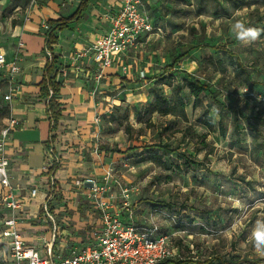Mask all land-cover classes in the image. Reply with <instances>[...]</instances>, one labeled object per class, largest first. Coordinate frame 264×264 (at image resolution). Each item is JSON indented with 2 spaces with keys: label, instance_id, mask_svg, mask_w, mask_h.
<instances>
[{
  "label": "rangeland",
  "instance_id": "rangeland-1",
  "mask_svg": "<svg viewBox=\"0 0 264 264\" xmlns=\"http://www.w3.org/2000/svg\"><path fill=\"white\" fill-rule=\"evenodd\" d=\"M49 1L0 0V49L16 44L12 39L15 25L28 22L37 3L47 5ZM148 1L146 13L160 32L148 36V42L123 58L122 67H116L120 89L111 90L109 85L103 98L94 88L88 93L93 101L90 120L75 117L76 125L88 126L81 133L88 143L83 150L91 163L88 169L95 170L94 178L110 176L115 205L122 203L123 188L130 192L132 221H154L178 249L174 260L190 259L189 264H195L217 255L224 259L259 258L264 263L255 243L256 233L264 232V150L254 151L264 141V0ZM75 2L63 0L60 12L67 13ZM101 18L106 20V14ZM237 21L259 30L260 36L251 42L237 39L233 31ZM221 44L259 86L250 88L236 76L227 55L212 49ZM43 46L39 38L38 52ZM184 53L171 71L172 79L166 73L165 80L158 81L173 59ZM188 77L206 84L222 105L217 108L202 94L193 108L187 91L180 93L188 126L195 134L206 135V147L191 134L183 136L186 124L181 120L143 115V107L152 98L150 89L171 97ZM204 111L212 118L213 133L198 122ZM219 119L225 128L224 138L217 131ZM164 143L170 154L155 150L162 157L161 165L140 162L141 157H147L141 156L144 146ZM128 149V154H122ZM73 189L72 193H77ZM65 194L71 197V193Z\"/></svg>",
  "mask_w": 264,
  "mask_h": 264
},
{
  "label": "crops",
  "instance_id": "crops-1",
  "mask_svg": "<svg viewBox=\"0 0 264 264\" xmlns=\"http://www.w3.org/2000/svg\"><path fill=\"white\" fill-rule=\"evenodd\" d=\"M62 2L63 0H50L47 5L37 3L31 11V19L24 24L15 25L12 39L17 43L0 49L9 58L16 45L23 43L20 50L21 85L13 93L10 102L3 101V96L8 93V86L6 82L0 81V106L5 107V112L0 115V127L9 117L21 124L11 132L5 150L10 161L11 184L21 200V211L16 216L17 229L29 247L42 251L44 243H51V253L55 260L66 255L67 248L86 244L90 231L98 220L84 195L85 190L74 186L75 180L96 174L95 170L88 169L91 163L83 155L88 143H85L81 133L86 132L87 123L79 127L75 124V117H82L83 122L90 120V104L93 101H90L88 93L94 88L102 96L106 95L109 85L111 90L119 88L117 85L121 82L120 77H117L116 67H122L121 63L129 52H135L128 51L120 55L112 68L103 70V78L98 83L94 82L95 68L89 60L83 61L80 71L74 70L69 60L71 55L89 46L108 31L110 17L117 12L121 0H91L79 22H71L66 29L54 32L57 42L49 47L44 25L49 20L71 16L80 0H76L67 13L60 12ZM91 3L95 5L92 7ZM148 4L149 1L144 0L145 13ZM105 14L106 20L101 18ZM143 37L145 41L140 42L139 46L150 40L147 34L142 35ZM39 38L44 43L41 52L36 49ZM47 52L51 54V58L46 56ZM46 66L50 67L47 74L50 84L60 85L56 101L62 111L54 127L47 114L48 98L40 97L38 87L45 75ZM63 67L67 70V77L53 83L54 74ZM49 151L58 160L51 166L47 164ZM32 188L39 192L35 198L28 196ZM72 189L77 193H72ZM65 193H71V197ZM43 194L47 195L46 202L52 221L44 214ZM80 200L83 207H80ZM54 227L57 228L56 231ZM5 257L7 261H11L10 257Z\"/></svg>",
  "mask_w": 264,
  "mask_h": 264
},
{
  "label": "built area",
  "instance_id": "built-area-1",
  "mask_svg": "<svg viewBox=\"0 0 264 264\" xmlns=\"http://www.w3.org/2000/svg\"><path fill=\"white\" fill-rule=\"evenodd\" d=\"M36 2L31 0V4ZM143 4L144 0H121L117 12L110 17L108 31L71 55L72 68L80 71L83 61L89 60L95 68L94 82L98 83L103 78L104 69L112 68L123 53L138 48L142 35L160 32L144 12ZM43 29L48 30V26L44 25ZM22 47L19 42L9 58L0 52V81L8 86V93L3 96L4 102H10L21 85ZM46 56L51 58L49 52ZM66 77L67 70L63 67L54 74L53 83ZM48 94L49 97L52 95L51 89ZM20 126L18 120L9 117L0 127V264H161L178 256V249L168 236L158 231L154 221L148 224L132 221L128 200L130 192L126 188L121 190V205H115L109 187L110 176L107 174L101 179L85 177L74 182L75 187L85 190L84 195L98 219L86 244L67 248L66 255L57 257V260L53 259L51 243H44L42 251L27 246L17 229L16 216L21 211V200L11 184L10 161L5 151L11 132ZM47 157L49 166L58 162L50 151ZM38 193L37 189L32 188L28 196L35 198ZM43 197L44 214L52 221L47 195L43 194ZM54 230L57 228L54 227ZM5 256L10 257L11 261H7Z\"/></svg>",
  "mask_w": 264,
  "mask_h": 264
},
{
  "label": "trees",
  "instance_id": "trees-1",
  "mask_svg": "<svg viewBox=\"0 0 264 264\" xmlns=\"http://www.w3.org/2000/svg\"><path fill=\"white\" fill-rule=\"evenodd\" d=\"M91 0H80V3L76 9V11L69 17L67 18H62L59 20H49L47 21V25H48V30L46 31V43L47 46H51L53 44H56L57 42V38L54 35V32L56 31H62L64 29H66L68 27V25L71 22H79L83 16V14L85 13L88 4ZM227 1H231L234 2V0H227ZM151 20V19H150ZM152 22V20H151ZM153 24V22H152ZM154 25V24H153ZM145 41V37L142 38V36L139 38V42H144ZM215 52H221L225 55H227V60L229 62V64L231 66H233L236 69V76L241 77L243 82L249 86L250 88L252 87H256L259 86L258 83H255L251 80L250 75L248 74V72L243 68L242 63L240 62V60L233 55V53L226 48V46L224 44L215 46L212 48ZM133 51V50H131ZM130 53V52H129ZM186 56V53L177 56L176 58L173 59L171 65H169L168 67H166L163 70V76L160 77L158 79V81H163L165 80L164 78V74H168V79L171 78V71L173 70L174 66L176 64H178L184 57ZM222 64V62H221ZM50 70V67L46 66V71H45V75L41 81V83L39 84V92H40V97L42 98H48V102L46 105V109H47V114L49 117L50 122L52 123V126L54 127L57 123V121L59 120L60 116H61V108H60V104L56 101L58 95H59V90H60V85L59 84H50L49 79L47 78V74ZM172 79V78H171ZM157 82V80H156ZM171 86V85H169ZM51 89L52 90V95L49 97L48 94V90ZM187 91V94L189 97H191L193 99V108L197 106V104L200 102L199 101V97L202 94H207L209 96V99L211 102H213V104L217 107V108H222V105L220 103H218L216 96L210 92L209 87L204 84L201 83L195 79L192 78H184L183 79V83L180 85H177L174 89V93L172 94L171 97H167L165 95H163L160 91L156 90V89H150L149 94L151 95V101L148 103L147 106L143 107V115H157L158 117H172L174 119H179L182 122H184L186 124V128L183 131V136L188 137L189 134H191V137L194 138L197 141H200L203 147H206L205 144V139H206V135L202 134V135H197L192 131L191 126H188V119L186 116V103L184 101V99L180 96V93L183 90ZM5 112V107L0 106V115L3 114ZM233 115L235 116V113H233ZM206 130L208 133H213L214 132V125L212 122V118L211 116L208 114L207 111L203 112L202 118L198 121ZM170 126V124H169ZM165 130H169L170 127H168L166 125V127H164ZM127 130V129H126ZM217 131L218 134L221 138H224L225 136V128L223 126L222 120L219 119V121L217 122ZM177 132H181V131H174V133ZM237 141V139H236ZM264 146V141L262 144H259L256 146V148L254 149L255 152H259L263 149ZM169 149V145H167L166 143L160 145V144H153L150 146H144L141 149V156L143 154H147V157H141L140 162H143L145 160H149L152 163L156 164V165H161V156L155 153V150L157 151H161L163 152V154L167 155L170 154ZM134 150L133 149H130ZM129 149L122 152V154H128ZM119 153V152H118ZM184 165H186L187 167V160L184 161L183 163ZM180 168L178 167V170ZM155 206V204L153 205ZM255 243H257V246L259 248V253L264 256V243L258 241L257 239L255 240ZM175 259V258H174ZM170 260V261H166L164 263L161 264H189L192 261L190 259L188 260ZM262 259H248L246 257L240 258V257H229L227 259H224L223 257L220 256H212L209 257L208 259H205L203 261H195V264H211L212 262H215L216 264H264L261 263Z\"/></svg>",
  "mask_w": 264,
  "mask_h": 264
},
{
  "label": "clouds",
  "instance_id": "clouds-1",
  "mask_svg": "<svg viewBox=\"0 0 264 264\" xmlns=\"http://www.w3.org/2000/svg\"><path fill=\"white\" fill-rule=\"evenodd\" d=\"M233 31L236 34V38L240 40L247 39L249 42L255 41L260 36V31L254 28H246L244 23L237 21L233 25ZM256 239L264 243V232H257Z\"/></svg>",
  "mask_w": 264,
  "mask_h": 264
}]
</instances>
